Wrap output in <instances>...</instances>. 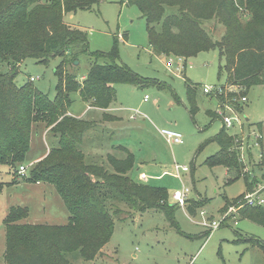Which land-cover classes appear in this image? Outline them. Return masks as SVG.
I'll use <instances>...</instances> for the list:
<instances>
[{
	"label": "trees",
	"instance_id": "1",
	"mask_svg": "<svg viewBox=\"0 0 264 264\" xmlns=\"http://www.w3.org/2000/svg\"><path fill=\"white\" fill-rule=\"evenodd\" d=\"M98 3L99 0H0V63L9 66L6 72H0V165L16 170L24 164L31 130L43 123L56 138V146L22 179L52 185L68 212L63 225L24 224L21 221L27 217L26 208H11L3 220V264H69L65 254L72 252L93 261L113 234L112 215L122 212L112 203L114 193L140 213L158 209L169 215L177 207L170 202L165 188L131 179L128 173L133 168L134 155L127 148L115 147L123 158L106 156L111 170L86 163L81 151L84 135L94 123L68 115L71 93H77L89 107L105 111L115 100V85L143 87L150 83L117 64L114 49L90 52L86 32L63 22L65 13L91 10ZM126 4L137 7L145 20L148 47L154 56L186 61L202 52L217 51L218 72L226 75L224 85L238 86V96H245L252 87L264 86V0H126ZM240 12L247 18H239ZM211 20L223 28L219 39L215 40L204 28V23ZM122 39H126L125 34ZM82 56L93 61L79 80L67 72V67ZM27 58L42 65L60 59L54 69L57 82L52 99L30 82L15 85L19 66ZM185 88L192 115L196 110L195 88L187 82ZM233 96H222L220 101ZM233 105L236 111L241 109ZM116 119L106 112L102 114L104 122ZM210 141L219 150L206 158L204 165L223 166L235 172L245 180L247 193L251 192L257 179L250 177L251 171L238 158V137L228 135L222 125ZM257 166L264 181V152ZM241 197L226 202L220 212ZM108 202L114 207L112 211ZM199 208L191 204L186 211L192 216ZM237 217L264 227V206H243L237 210ZM250 243L264 255V242L251 239Z\"/></svg>",
	"mask_w": 264,
	"mask_h": 264
},
{
	"label": "rangeland",
	"instance_id": "2",
	"mask_svg": "<svg viewBox=\"0 0 264 264\" xmlns=\"http://www.w3.org/2000/svg\"><path fill=\"white\" fill-rule=\"evenodd\" d=\"M239 18L247 16L240 12ZM63 22L86 32L90 52L107 53L114 49L117 64L150 82L143 87L114 86L115 100L108 113L121 117L122 121L112 124L109 135L102 132L105 130L98 134L95 131L86 133L81 145L86 163L111 170L106 162L107 150L111 145L122 146L134 155V165L128 173L134 181L144 172L145 184L165 188L170 197L181 184L189 189L185 206L173 208L169 215L158 209L143 213L133 211L114 193L112 203L122 212L112 215L113 234L102 254L88 262L79 252L67 253L65 258L69 264H264L262 251L250 243L251 239L264 242L263 226L238 217L227 220L212 232L202 226L205 219L218 220L226 202L247 193L245 180L235 172L223 166L204 165V160L219 150L210 140L223 125L221 118L214 115L217 99L202 91L204 85L225 84V73L218 72L217 51L202 52L187 59L182 71L176 70L178 63L174 60L172 71L175 74L168 72L165 68L167 57L154 56L150 52L145 20L137 7L128 6L126 0H99L91 10L65 13ZM204 28L215 40L223 33V28L214 20L206 21ZM124 34L125 40L122 39ZM92 61L82 56L77 65L67 67V72L80 80L87 74ZM59 62V58H54L48 65H42L25 59L19 66L15 85L20 87L30 82L52 99L57 82L54 69ZM8 69L6 63H0V72ZM186 82L195 88L196 110L192 115ZM145 96L146 101L143 100ZM245 96L247 101L236 111L242 128L237 122L225 128L230 136L244 137L246 165L251 171L250 177L257 179L255 187L258 188L264 184L257 166L264 152V86L250 88ZM70 99V115L86 113V120L101 119V112L87 108L77 93H71ZM131 115L135 118L130 119ZM44 127L43 123H38L31 130L29 151L22 164L28 166L25 178L30 167L36 164L29 165V162L47 148L56 146L52 134H46ZM162 130L180 133L182 144L167 143L160 135ZM113 155L119 159L124 156L120 151H114ZM175 166H185L189 171L179 172L178 179ZM15 176V170L0 165V264L4 263L5 249L3 220L11 208H26L27 217L21 221L24 224L63 225L68 218L52 185L30 183ZM170 202L173 203L171 198ZM110 203L108 207L112 211L114 207ZM191 204L201 206L192 216L186 211V206Z\"/></svg>",
	"mask_w": 264,
	"mask_h": 264
},
{
	"label": "built area",
	"instance_id": "3",
	"mask_svg": "<svg viewBox=\"0 0 264 264\" xmlns=\"http://www.w3.org/2000/svg\"><path fill=\"white\" fill-rule=\"evenodd\" d=\"M176 60L178 65L176 67L177 71H182L185 69V60L180 57H167V61L165 62V68L168 72L175 74L172 71L173 68V61ZM82 80V79H81ZM202 91L205 95L215 97L218 101V107L217 110L214 112L218 117L221 118L223 125L230 126L233 124V122H237L238 125L242 128V123L239 120L238 116L236 115V109L234 108L233 104L240 105L247 101L246 96H238L241 89L238 86H202ZM228 94H234L230 100L221 102L220 97H227ZM144 101L147 100V96L144 97ZM137 114L138 112H134ZM131 118H134V115L131 116ZM160 135L166 140L169 144H182V136L180 133L175 131H168V130H162L160 131ZM239 141V147H238V158L240 161H242L245 165L246 162V155H245V139L241 135V137H238ZM247 148V146H246ZM28 170V167L26 165H20L15 170L16 177L18 179H22L26 176V172ZM246 170L248 171V167L246 165ZM188 168L185 166L179 167L175 166V172L176 177L179 178V172H188ZM189 192V189L185 187L183 184L181 186L174 190L171 194V201L173 204L177 207L183 208L187 202V194ZM264 184L258 188L254 186L253 190L251 192H248L244 194L239 200L236 201L234 205L228 206L225 211L220 212L219 219L208 221L205 219L202 222L203 227H207L211 232L218 229L222 224H224L227 220L236 218V212L238 209H240L243 206H250V207H256V206H264ZM201 214H204V212H201Z\"/></svg>",
	"mask_w": 264,
	"mask_h": 264
},
{
	"label": "crops",
	"instance_id": "4",
	"mask_svg": "<svg viewBox=\"0 0 264 264\" xmlns=\"http://www.w3.org/2000/svg\"><path fill=\"white\" fill-rule=\"evenodd\" d=\"M81 79H83V76L82 77H80V80ZM87 108H91V107H89L88 105H87ZM94 109V108H93ZM96 110H98V111H100L101 112V119H98V120H93V121H91V122H93L94 123V126H93V128L91 129V130H89L87 133H90V132H94V133H96V134H98L99 133V131L101 130H105V131H102V132H105V135H109V132H111L112 130V124L113 123H116V122H119V121H122V118L121 117H118V116H116V115H112V114H110V115H112V116H114V117H116L117 119L115 120V121H111V122H104V121H102V114H103V112H106L107 114H109L108 113V109L107 110H105V111H102V110H99V109H96ZM85 114L86 113H84L83 115H79V116H72V115H70V113L68 112V115H70V116H72V117H75V118H79V119H85ZM132 116V115H131ZM131 116L129 117L130 119H134V118H131ZM86 120V119H85ZM87 121H90V120H87ZM97 124V125H96ZM101 127V128H100ZM100 128V129H99ZM44 129H45V131L44 132H46V134H48V133H50L49 132V129L48 128H45L44 127ZM107 130V131H106ZM102 132H100V133H102ZM87 134L85 133V135H84V138H83V140H85V137H87L86 136ZM95 135V134H94ZM53 136V135H52ZM53 139L55 140V142H57V140H56V138L53 136ZM83 143V142H82ZM82 145V144H81ZM51 146H53V144L51 145ZM115 147H117V146H112L111 145V147L109 148V150H107V155L108 154H113L114 153V151H115ZM50 148L51 147H49V148H47L46 149V151L45 152H43V153H41V154H39V155H36L30 162H29V165H33L34 163H37V162H39L40 160H42L47 154H48V152H49V150H50ZM82 151V150H81ZM84 154V157H85V161H86V155H85V153H83ZM106 155V156H107ZM26 166H27V164H26ZM28 167V166H27ZM145 180H147V178H146V175H145V173L144 172H140L139 174H138V177H137V181H140V182H143V183H146L145 182ZM35 184H39V183H35Z\"/></svg>",
	"mask_w": 264,
	"mask_h": 264
},
{
	"label": "water",
	"instance_id": "5",
	"mask_svg": "<svg viewBox=\"0 0 264 264\" xmlns=\"http://www.w3.org/2000/svg\"><path fill=\"white\" fill-rule=\"evenodd\" d=\"M78 63L77 62H74V65H77Z\"/></svg>",
	"mask_w": 264,
	"mask_h": 264
}]
</instances>
